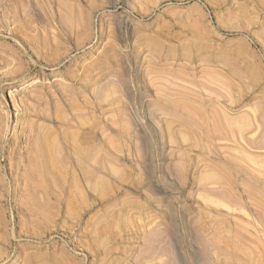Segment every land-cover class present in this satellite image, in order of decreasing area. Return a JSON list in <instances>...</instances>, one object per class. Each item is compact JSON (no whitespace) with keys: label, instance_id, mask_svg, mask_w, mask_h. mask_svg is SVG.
<instances>
[{"label":"rangeland","instance_id":"obj_1","mask_svg":"<svg viewBox=\"0 0 264 264\" xmlns=\"http://www.w3.org/2000/svg\"><path fill=\"white\" fill-rule=\"evenodd\" d=\"M0 264H264V0H0Z\"/></svg>","mask_w":264,"mask_h":264},{"label":"bare ground","instance_id":"obj_2","mask_svg":"<svg viewBox=\"0 0 264 264\" xmlns=\"http://www.w3.org/2000/svg\"><path fill=\"white\" fill-rule=\"evenodd\" d=\"M22 90V89H21ZM87 134V133H86ZM84 152V151H83ZM76 153V152H75ZM86 158V157H85ZM33 159V158H32ZM107 163V162H106ZM36 176V175H35ZM39 193H41V192H39Z\"/></svg>","mask_w":264,"mask_h":264}]
</instances>
